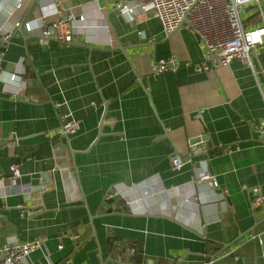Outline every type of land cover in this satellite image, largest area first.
Here are the masks:
<instances>
[{"label": "crops", "instance_id": "0c3cea01", "mask_svg": "<svg viewBox=\"0 0 264 264\" xmlns=\"http://www.w3.org/2000/svg\"><path fill=\"white\" fill-rule=\"evenodd\" d=\"M148 1L0 0V246L42 241L29 264H264V208L249 193H264V44L252 65L198 70L197 36L166 35ZM68 12L72 42H44ZM244 21L264 24L258 10ZM171 56L180 67L155 74ZM205 171L217 187L196 181Z\"/></svg>", "mask_w": 264, "mask_h": 264}, {"label": "built area", "instance_id": "2783aa9c", "mask_svg": "<svg viewBox=\"0 0 264 264\" xmlns=\"http://www.w3.org/2000/svg\"><path fill=\"white\" fill-rule=\"evenodd\" d=\"M6 2L13 3L14 8H19L21 5V0H6ZM263 2L264 0H149L143 3L141 8L151 10L152 16L160 20L166 35H170L181 26L186 25L197 36L202 49V61L196 68L202 70L229 66L235 58L243 60L248 65L253 64L251 52L256 51L264 44V24L246 28L241 13L246 4L255 3L257 10L264 18ZM2 8L3 4L0 3V10ZM117 8L122 12H134L132 6L123 2H119ZM79 20L85 21V16L81 15ZM75 21L76 16L70 12L60 15L45 25L41 38L44 42L55 39L62 43H70L73 40ZM16 26H20V23L16 22ZM28 29L30 30L31 27L28 26ZM9 37L10 34L5 33V40H8ZM180 65L179 60L171 56L156 63L153 72L159 74L176 71ZM15 77L16 75L12 76V78ZM67 117L64 115L60 133L69 138L77 132V122L72 119L68 120ZM255 132L264 141V117L256 123ZM12 144L18 145L17 140L14 139ZM200 151L202 148L198 147L193 153ZM171 160V167L174 171L180 170L185 163L181 156L175 152L171 155ZM10 169L15 176L20 175L18 164H11ZM196 181L200 183L210 181L214 186H218L215 176L209 171L200 174ZM249 193L251 194L252 207L264 208V193L260 186H252ZM42 247L43 242L39 240L0 246V264H29L27 259L31 252ZM126 253L128 256L133 255L134 248L127 249ZM118 259L122 260V256H118Z\"/></svg>", "mask_w": 264, "mask_h": 264}, {"label": "water", "instance_id": "95a60500", "mask_svg": "<svg viewBox=\"0 0 264 264\" xmlns=\"http://www.w3.org/2000/svg\"><path fill=\"white\" fill-rule=\"evenodd\" d=\"M256 226L257 225L254 224L249 230L240 233L239 236H237V238L235 240L231 241L228 244H225L222 250H226L227 248L231 247L232 245H234L235 243H237L240 239H242L243 237H245L247 234H249V233H255L256 232ZM257 248H258V246H256V250H257ZM260 248L262 249V251L264 253V243H262L260 245ZM213 257L215 258L216 255L213 256Z\"/></svg>", "mask_w": 264, "mask_h": 264}, {"label": "rangeland", "instance_id": "374dc122", "mask_svg": "<svg viewBox=\"0 0 264 264\" xmlns=\"http://www.w3.org/2000/svg\"><path fill=\"white\" fill-rule=\"evenodd\" d=\"M263 5H264V2H263ZM256 10H257V5L255 3H248L245 5L244 9L242 10L241 17L243 19H246L251 15L254 16V14L256 13ZM246 28H248V26H246Z\"/></svg>", "mask_w": 264, "mask_h": 264}, {"label": "trees", "instance_id": "16d2710c", "mask_svg": "<svg viewBox=\"0 0 264 264\" xmlns=\"http://www.w3.org/2000/svg\"><path fill=\"white\" fill-rule=\"evenodd\" d=\"M136 252V251H135Z\"/></svg>", "mask_w": 264, "mask_h": 264}]
</instances>
